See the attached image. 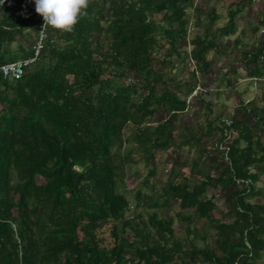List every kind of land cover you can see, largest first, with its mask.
<instances>
[{
	"label": "trees",
	"instance_id": "1",
	"mask_svg": "<svg viewBox=\"0 0 264 264\" xmlns=\"http://www.w3.org/2000/svg\"><path fill=\"white\" fill-rule=\"evenodd\" d=\"M194 1L91 0L72 33L47 29L20 79L0 74V264H264V203L247 199L264 195V182L256 184L264 181V142L257 122H246L253 114L264 127V117L251 102L227 119L218 114L221 126L208 123L205 135L215 127L221 132L210 143L213 150L200 143L203 135L184 127L181 143L196 149L189 172L199 176L198 184L182 176L176 168L185 161L174 157L165 199L158 204L137 189L127 216V165L139 150L154 175L155 153L174 146L178 114L187 111V96L199 85L196 69L183 81L165 72L175 65L172 56L182 54L177 46L185 41ZM251 1H239L219 33L210 31L218 16L210 9L204 33L191 40L196 67L209 73L206 54L220 46L217 34H231L238 11ZM258 23L264 38V17ZM42 25L34 0H5L0 65L33 57ZM160 39L168 44L163 52ZM240 62L226 74L245 70L246 77H264V40ZM226 84L235 88L230 77ZM232 130L237 135L230 138ZM208 187L223 192L226 211L217 217ZM144 198L158 207L146 220L135 211ZM169 201L178 204L176 217L165 210ZM174 218L183 239L174 235ZM201 219L212 230L198 235L199 245L191 236L203 229L197 227Z\"/></svg>",
	"mask_w": 264,
	"mask_h": 264
},
{
	"label": "rangeland",
	"instance_id": "2",
	"mask_svg": "<svg viewBox=\"0 0 264 264\" xmlns=\"http://www.w3.org/2000/svg\"><path fill=\"white\" fill-rule=\"evenodd\" d=\"M239 1L241 0H195V9H200L201 12L197 14V10L193 8L187 10L186 38L185 41L177 46L178 50L181 51L182 54L180 57L176 55L172 56V59L175 61V65L165 68V72L168 76L178 74L176 76V80L180 79L183 81L184 79L190 77V73L193 69H196V77L198 78L199 85L191 95L187 96V111L185 113L178 114L176 123L178 124L177 126L179 127V131L176 135L174 146L167 150L156 151V171L154 175L148 174L151 164L146 163L144 158H139L142 154L139 150H136L133 155L134 159H137V161L131 162L127 165L123 180V187L126 189V193L128 192L127 197L131 204L127 216L132 213L133 204L136 202L134 194L137 189H140L144 195L152 197V199L157 201L158 204L165 199L163 192L167 187L168 173L174 157H179V161H185V164H179L176 168L180 171L182 176L188 178L191 181V184H198V179H200L199 176L197 174L192 175L189 172L190 160L197 156L196 149L194 146L192 147L189 144L181 143L187 138L184 127H190L192 130L191 133L196 136L203 135L204 138L200 143L206 145L208 149L213 150L210 143L217 140L221 136V132L218 130V127L217 129L215 127L209 135H205V131H208V123H211L212 127L216 124L221 126V122L218 118L221 116L222 119H227L226 115L234 112L236 109L235 107H238L241 103H247L249 105L251 102L255 106L256 112L258 111L257 113L261 116L264 115V77L260 79L246 77L245 70L243 72L239 70V74H226V71L231 68L232 62L240 64L241 59L245 57L246 53L250 55L251 52L255 51L257 46H259V44L264 40L262 35L263 27L258 23L259 20L264 17V0H252L250 4L238 11L234 18L236 25L235 30L231 34L227 36L217 34V38L220 39V46L208 51L206 54L207 60L211 63L209 73L203 72L200 68L201 66L196 67V61L190 56V52L194 47V45L191 44V40L195 38L197 34L202 35L205 31V27L210 23V9L215 8L218 15L217 19L213 21L210 31L219 33L218 29L224 26L228 21L229 11L239 7L237 4ZM26 31H28V29H25V32ZM210 36L211 35H209V37ZM160 42L164 43V47L160 49V52H163L168 44L163 39H160ZM28 44L32 43L27 41L25 45ZM155 66H157V63ZM228 77H230V79H232L235 83V88L226 84V79ZM202 82L205 85H203ZM156 88L157 92H160L162 85L158 83ZM170 90L175 91L174 87H171ZM182 94L183 93L181 92V95ZM207 102L211 103L209 109H207L206 106ZM220 113L221 115L217 118ZM161 117H164V115H161ZM241 117V114H239L237 119H241ZM258 120L259 119L253 114H248L246 122L248 125L256 124L257 122L255 130L260 132L262 141L264 142V127ZM155 122L156 121L153 120L150 123ZM236 135V130H232L229 137L233 138ZM134 144L135 143L133 142V144L131 143L130 145H127L126 150L129 149V147L133 148ZM218 158L221 159L220 156H218ZM203 159H205V156H203ZM207 164L208 162L205 165ZM212 172L214 175L216 174L214 170H212ZM263 182L262 178H260L256 184L261 186ZM222 193L223 192L220 188H207L205 194L206 197H213L214 202L218 206V209H216L214 214H212L213 217H217L221 212L226 211V202ZM247 199L251 202L259 200L264 203L263 194L249 197ZM145 202L146 204L139 206L137 210H135L142 215L144 220L147 219L148 214L151 211L158 209V207H150L149 200L145 199ZM169 202L170 204L165 208V210L174 215V213L179 210L178 204L173 201ZM159 210L163 211L161 215L166 213L163 209ZM174 216L176 217V215ZM204 221L205 219H201L198 222V225L196 224L197 227L201 226ZM173 227L174 235L183 239L185 235L184 229L180 226L177 218H174ZM204 227L207 231L212 230V228L207 226ZM205 229H201L197 236H191V238L194 239V242L199 245L203 243V239L198 235ZM126 232H129L131 236L129 228L126 229ZM127 233L125 235H127ZM211 241L212 238L208 236L207 242L211 243ZM260 261L263 262L264 258Z\"/></svg>",
	"mask_w": 264,
	"mask_h": 264
},
{
	"label": "clouds",
	"instance_id": "3",
	"mask_svg": "<svg viewBox=\"0 0 264 264\" xmlns=\"http://www.w3.org/2000/svg\"><path fill=\"white\" fill-rule=\"evenodd\" d=\"M5 0H0L3 5ZM91 0H34L35 11L43 18L40 34L48 28L62 33H72L80 18L87 15Z\"/></svg>",
	"mask_w": 264,
	"mask_h": 264
},
{
	"label": "built area",
	"instance_id": "4",
	"mask_svg": "<svg viewBox=\"0 0 264 264\" xmlns=\"http://www.w3.org/2000/svg\"><path fill=\"white\" fill-rule=\"evenodd\" d=\"M43 37L40 34L39 41L37 42L35 48H34V56L31 58L26 59H19L16 61H10L6 62L0 65V74L4 79L8 80H18L22 77L26 67L32 63L36 56L38 55V52L41 48L40 40H42ZM230 120H226V124L229 125Z\"/></svg>",
	"mask_w": 264,
	"mask_h": 264
},
{
	"label": "crops",
	"instance_id": "5",
	"mask_svg": "<svg viewBox=\"0 0 264 264\" xmlns=\"http://www.w3.org/2000/svg\"><path fill=\"white\" fill-rule=\"evenodd\" d=\"M261 65H262V64H261ZM263 65H264V64H263ZM251 78L256 79L257 77H251ZM261 78H262V77H261ZM258 79H260V78H258ZM257 112H258V111H257ZM257 112H256V113H257ZM257 115H258V116H261V115H259L258 113H257ZM262 117H264V115H263Z\"/></svg>",
	"mask_w": 264,
	"mask_h": 264
}]
</instances>
